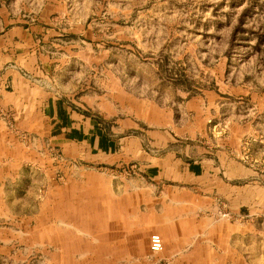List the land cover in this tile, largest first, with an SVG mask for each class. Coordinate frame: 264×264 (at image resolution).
Segmentation results:
<instances>
[{
  "label": "rangeland",
  "instance_id": "1",
  "mask_svg": "<svg viewBox=\"0 0 264 264\" xmlns=\"http://www.w3.org/2000/svg\"><path fill=\"white\" fill-rule=\"evenodd\" d=\"M9 27L28 40L7 60L22 83L0 101V264H79L88 246L73 192L111 193L117 208L119 177L140 174L61 146L40 109L47 98L129 136L223 151L249 213L221 224V254L204 247L192 264H264V0H0V34ZM148 246L135 238L137 254L164 256Z\"/></svg>",
  "mask_w": 264,
  "mask_h": 264
},
{
  "label": "crops",
  "instance_id": "2",
  "mask_svg": "<svg viewBox=\"0 0 264 264\" xmlns=\"http://www.w3.org/2000/svg\"><path fill=\"white\" fill-rule=\"evenodd\" d=\"M27 40L28 34L18 27L0 34V101L13 98V91L22 83L13 66L7 67V60L11 48L23 46ZM40 109L45 118L53 120L61 146L82 149L87 158L102 159L99 163L110 170L133 162L140 171L134 178L119 177L123 185L117 208L112 207L111 193L101 202L96 192H81L83 198L87 192L88 203L79 207L81 194L73 192L71 199L74 204L77 200L78 207L71 211L72 223L88 246L87 256L77 255L79 264H192V254H199L204 247L207 253L221 254V224L226 218L236 224L246 217L242 211L249 213L248 206L242 208L237 190L241 169L233 160L224 162L220 149L200 148L180 139L163 141L156 131L153 142L145 131L129 136L131 128L100 124L58 98H47ZM144 141L152 147L148 152ZM131 151H139V158L131 160ZM151 234L162 239L165 253L161 258L134 251L135 238L147 240ZM79 235L73 239V248L80 247ZM100 245L102 253L97 254Z\"/></svg>",
  "mask_w": 264,
  "mask_h": 264
},
{
  "label": "built area",
  "instance_id": "3",
  "mask_svg": "<svg viewBox=\"0 0 264 264\" xmlns=\"http://www.w3.org/2000/svg\"><path fill=\"white\" fill-rule=\"evenodd\" d=\"M163 250V242L158 234H151L149 237V251L158 254Z\"/></svg>",
  "mask_w": 264,
  "mask_h": 264
}]
</instances>
